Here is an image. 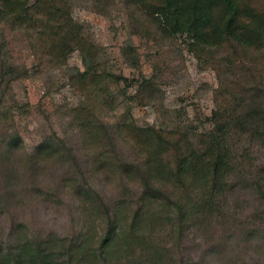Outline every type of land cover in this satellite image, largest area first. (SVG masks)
I'll return each instance as SVG.
<instances>
[{
    "label": "trees",
    "instance_id": "16d2710c",
    "mask_svg": "<svg viewBox=\"0 0 264 264\" xmlns=\"http://www.w3.org/2000/svg\"><path fill=\"white\" fill-rule=\"evenodd\" d=\"M0 1V16L23 22L30 23L32 8L52 22L66 15L63 1ZM45 2L52 4L47 10L39 5ZM130 2L149 9L165 34L184 37L210 60L219 80L212 126L193 135L101 125L105 158L120 178L116 202L96 182L75 183L84 226L70 236L0 245V264H264V0ZM53 37L60 58L73 50L82 54V81L96 72L93 44L66 36L62 22ZM125 54L138 64L133 47ZM6 68L10 83L15 72ZM147 83L137 84L148 90ZM94 213L101 229L90 235L88 215ZM158 228L166 230L161 240Z\"/></svg>",
    "mask_w": 264,
    "mask_h": 264
},
{
    "label": "rangeland",
    "instance_id": "374dc122",
    "mask_svg": "<svg viewBox=\"0 0 264 264\" xmlns=\"http://www.w3.org/2000/svg\"><path fill=\"white\" fill-rule=\"evenodd\" d=\"M57 1H63L66 15L54 22L36 15L33 8L30 23L0 16V245L4 248L80 230L86 217L73 192L75 183L96 182L108 201L116 202L120 178L111 173L114 164L105 158L101 125L201 134L212 126L210 117L217 108L219 80L210 60L184 37L165 34L149 9L130 0ZM31 2L34 6L36 0ZM39 5L45 10L52 6ZM58 22L66 36L75 34L82 45L95 47L96 72L84 81L81 74L87 68L79 50L65 58L56 54L54 47L60 41L53 34ZM130 47L138 59L136 66L125 54ZM5 66L15 72L10 83L2 72ZM142 82H149L148 90L140 89ZM97 214L88 215L90 235L100 233ZM155 231L161 240L166 230Z\"/></svg>",
    "mask_w": 264,
    "mask_h": 264
}]
</instances>
